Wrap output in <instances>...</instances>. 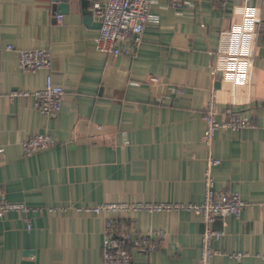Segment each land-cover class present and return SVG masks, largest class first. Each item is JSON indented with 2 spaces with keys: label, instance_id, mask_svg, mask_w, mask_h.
<instances>
[{
  "label": "crops",
  "instance_id": "crops-1",
  "mask_svg": "<svg viewBox=\"0 0 264 264\" xmlns=\"http://www.w3.org/2000/svg\"><path fill=\"white\" fill-rule=\"evenodd\" d=\"M107 1L71 0L61 13L62 1L0 0V43L15 50L0 54V197L41 210L0 220V264H102L104 219L120 216L78 210L198 206L209 157L220 162L212 168L216 191L246 203L239 218L212 226L223 235L212 242L211 264H262L264 0H182V10L154 0L141 44L120 56L97 50L100 23L92 12ZM26 50H48L51 69L20 70L17 51ZM49 74L65 92L55 120L38 113L32 97H11L42 89ZM212 92L218 121L230 108L253 126L218 131L208 149L202 116ZM37 135L57 145L27 158L22 143ZM125 218L139 234L161 235L132 264H199L204 227L193 212ZM237 253L239 260L231 257Z\"/></svg>",
  "mask_w": 264,
  "mask_h": 264
},
{
  "label": "built area",
  "instance_id": "built-area-1",
  "mask_svg": "<svg viewBox=\"0 0 264 264\" xmlns=\"http://www.w3.org/2000/svg\"><path fill=\"white\" fill-rule=\"evenodd\" d=\"M220 6H224L228 0H216ZM235 3L249 4L252 0H232ZM154 0H108L104 4L96 5L93 9V16L100 23V31L97 42V50L101 53L120 56L131 55L142 41V35L146 24L150 20V8ZM171 7L175 10H182L186 2L182 0H171ZM57 21L62 23V17L58 16ZM4 52H15L10 45L0 43V54ZM18 67L28 73L38 71H49L51 69L52 57L48 50H26L17 51ZM214 75V73H213ZM152 83L158 80L152 79ZM175 92L183 94L178 88ZM32 97L34 109L49 120H55L61 110L65 92L62 88L53 84L52 76L46 77L45 86L32 94H12L16 96ZM216 96L212 92L210 100L206 103L202 116L204 126L203 143L210 148L215 134L222 131L239 132L253 126V119L245 114L227 108L222 113L220 121L216 118L215 112ZM57 142L46 135L31 136L22 143V151L25 157H32L40 152L53 148ZM220 164L218 160L211 157L207 160V168L203 176L204 200L198 206H185L177 204H106L93 208L78 210L86 214L96 216L118 214L120 218L106 217L103 227L102 264H132L134 254L143 251H153L161 235L156 233L139 234L136 230V221H127L126 215L135 216L140 213H164L189 211L200 218L204 232L200 241L199 264H211L216 252L212 248V242L220 239L222 232L213 230L212 226L216 220L226 217L239 218L241 212L246 208V203L237 195L218 192L214 186L212 168ZM32 210L23 204H12L0 197V220L6 214H29L40 212ZM49 213L56 210L48 209ZM28 230L31 226L28 224ZM135 234V236H134ZM233 259L239 260L242 254H232ZM258 258L264 264V253Z\"/></svg>",
  "mask_w": 264,
  "mask_h": 264
},
{
  "label": "water",
  "instance_id": "water-1",
  "mask_svg": "<svg viewBox=\"0 0 264 264\" xmlns=\"http://www.w3.org/2000/svg\"><path fill=\"white\" fill-rule=\"evenodd\" d=\"M59 1H62L63 2V4L64 5H61V6H59V8H58V11H60L61 13H66V11H67V7H68V3L71 1V0H53V2L54 3H58ZM83 8H84V6H83ZM86 14V20H85V22L87 23V24H90L91 23V15H90V13H85ZM99 27H100V25H99ZM27 242H28V237H27ZM26 250L28 251L27 253L28 254H30L29 253V242L27 243V245H26Z\"/></svg>",
  "mask_w": 264,
  "mask_h": 264
}]
</instances>
